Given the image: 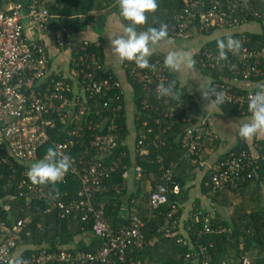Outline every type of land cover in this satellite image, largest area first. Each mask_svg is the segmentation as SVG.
Segmentation results:
<instances>
[{"label": "built area", "instance_id": "obj_1", "mask_svg": "<svg viewBox=\"0 0 264 264\" xmlns=\"http://www.w3.org/2000/svg\"><path fill=\"white\" fill-rule=\"evenodd\" d=\"M45 0H30L24 7L22 4H9L0 10V264H10V261L22 257L27 264H150L146 260L128 259V251L132 248L141 249L152 245L154 240L143 238L141 228L145 219L153 217L155 210L168 202V194L179 192V187L172 177L173 165L165 168L161 158L156 163L162 171L157 183L151 187L148 194L149 210L143 216L133 208H125L126 223L113 227L105 217L103 210L93 209L89 197L100 190L101 179L114 171L120 161L105 166L102 159L110 156L117 147L114 127H107L108 132L102 133L104 122L113 121L124 108L120 90L121 82H113L109 69L100 62L95 53L85 55L75 53L70 60V67L75 72L72 76L62 75L51 66V58L44 37L59 49L69 44L70 33L65 30L50 32L49 25L54 16L48 11ZM180 2V10L173 21L168 23L169 36L190 40L196 36L207 37L196 52L195 68L210 77L209 87L216 92H222L225 104L234 105L242 114H252L248 110L249 94L258 89V83H264V43L250 44L249 32L242 29L249 23H255L260 12L253 0H175ZM28 22L35 35L26 38L24 24ZM232 35L241 42L242 48L238 55L228 53V59L217 63V42L210 45L214 39H225ZM86 42L83 44V47ZM82 47V48H83ZM150 59L156 65V71L140 69L134 62L126 61L121 66L126 77L133 79L145 93H154L157 103L142 101L143 108L157 109L163 104L164 115L174 117L183 115V121L188 124L180 139L183 158L193 167H208V183L212 190L238 187L246 179L257 177L256 172L264 163V152L257 142L253 146L257 154L248 149L234 152L231 149L223 158L207 163L201 158V153L219 140L211 128L209 116L202 112L194 118L190 105L191 96L184 99L181 88L175 85L176 98H156V86L159 82L172 81L173 77L163 63V59ZM75 78L78 94L68 97L71 82ZM103 98L102 107L109 109L111 115L100 116L102 123L95 124L87 120L88 98ZM211 96V100L214 99ZM214 106H219L213 103ZM87 113V114H86ZM100 120V121H101ZM60 124V126H59ZM71 125V127H69ZM91 131L88 145L83 153L74 152L75 145L82 139L84 131ZM65 133L62 141H54L53 148L61 154L71 157L72 165L68 174H73L80 180L79 200L65 203L59 200L53 192L44 186L33 185L28 179V171L32 163L43 159L45 154L38 155L39 149L50 140V130ZM149 131V130H148ZM156 138V137H155ZM144 136H140L134 144L138 153L146 150ZM172 167V168H171ZM140 170V166L137 167ZM170 185H172L170 187ZM18 200L26 206H34L43 214L55 212L58 217H80L81 221H92V230L100 239V245L95 252L75 251L62 245L54 248L48 242L31 245L21 238L25 228L22 218H13L9 214L7 202ZM35 204V205H34ZM177 212L172 205L166 213L162 232L172 233L177 224L172 219ZM196 214L189 216L192 225L199 222ZM203 233L230 232L224 226H211L208 216L202 218ZM190 225V230L191 226ZM192 231V230H191ZM194 233V231H192ZM155 239V238H154ZM205 244H198L193 253L198 264H251L254 257L240 250L236 255H225L219 263H214L212 255Z\"/></svg>", "mask_w": 264, "mask_h": 264}, {"label": "trees", "instance_id": "obj_2", "mask_svg": "<svg viewBox=\"0 0 264 264\" xmlns=\"http://www.w3.org/2000/svg\"><path fill=\"white\" fill-rule=\"evenodd\" d=\"M100 2L103 3V7L112 5L120 13L118 0H50L49 2L45 0V6L54 16L49 25L50 32L55 30H65L69 33L78 31L92 18V16L87 15V13L92 10L93 5L95 3L101 5ZM253 2L260 12V17L256 19V22L261 25L262 31L260 30V33L250 32L248 34L251 45L255 42H259V44L264 43V28L262 26L264 20V0H253ZM18 3L26 7L30 3V0H0V10H3L9 4ZM157 3V11L155 13H148L147 23L143 26H137V31H147L149 27L158 28L161 23L168 24L173 21L178 10H180L181 3L178 1L157 0ZM79 15L82 18L81 20L77 19ZM124 22L126 27L129 26V21L124 19ZM218 40L219 39H214L210 42V45ZM87 52L95 53L100 58V62L103 63L104 57L101 42L98 44L86 42V45L77 53L78 55H85ZM150 58L155 59L163 57L154 54ZM124 62H120V66H123ZM108 71L112 76L113 82L117 81L120 83V80L114 75L113 71L111 69ZM171 76L173 80L176 81V84H178L176 76L174 74H171ZM126 80V83H128L132 89L135 105L133 122L136 135L134 136L133 143L135 144L140 136H144L145 138L144 147L146 148V153L136 154L134 156L135 164L139 165L143 171L153 173L157 183V179H159L162 173L160 165L156 163L157 157L161 158V163L165 168H169L171 163H176L175 167L178 168L183 162L190 166V163L183 158V149L180 144V139L188 122L182 120L184 118L182 114L174 117L164 115L162 108L166 106L163 104L157 109L155 106L147 109L143 108L142 101L145 96L147 100H150L153 104L157 103L155 94L145 93L141 85L128 76ZM68 81L71 82V90L67 93L68 97H72L76 93L79 97L81 94L79 95L77 89L72 90V81ZM119 87L120 90L123 89V85L120 84ZM188 96L192 97V95L184 93V99ZM121 100L124 102L123 96ZM102 103L103 98L92 97L86 100L89 111L88 114L86 113L87 120L92 119L95 124L102 123L100 116L95 115L94 112L96 111L99 112L101 116L107 114L111 115L109 109L102 107ZM219 107L225 113L243 115L234 105L225 104L219 105ZM190 112L192 118L196 117L200 112L197 108V104L194 102V98L190 105ZM192 121H194V118ZM112 126L114 127L112 132L116 135L117 147L110 156L104 157L102 161L105 166H111L112 163L114 164L118 162V160L120 163L114 171L102 177L100 184L101 189L92 193L89 200L93 209L103 210L105 217L109 219L108 221L112 226L118 227L126 223L125 208H123L124 204L128 205L126 208L133 207L136 210V194H126L127 187L124 184V178L126 176L124 171L131 162L129 144L127 141L129 128L126 121L125 108L119 112L118 117L113 118L112 122L109 120L104 122L101 132L107 133V127ZM69 127H71V125ZM50 132V140L39 149L38 155L45 154L49 147L53 148L52 143L54 141H62L66 137V134L61 133L58 129L50 130ZM85 132L86 133H83L82 137L84 143H82L81 138H79V142L74 147L75 154L83 153L85 147L88 145L91 131ZM256 142L261 145V151L264 152V139ZM241 149H247V146L239 142L231 150L238 152ZM225 155L226 153L220 156V158H223ZM177 168H173L172 179L175 184L182 187L183 181L180 180V177L176 173ZM256 175L257 177L253 176L252 178L246 179L238 187L230 188L227 186V188L215 191L212 190L211 184L208 183V175H206L203 183L207 184V191L211 190L216 194H219L225 189L236 191L254 181L258 184L264 179V163L261 162L260 169L257 170ZM171 186L172 185H170V187ZM44 187L48 190L50 189L59 200L65 203L81 199V196H78L80 180L73 174H68L63 182H59L56 185H46ZM206 189H204V191H206ZM57 191L59 193L58 195ZM177 194L169 193L168 202L156 209L153 217H149L148 219L143 217L145 221L144 226L141 228L143 238L146 240L153 239L154 242L152 245L145 246L141 249L132 248V245L128 251V259L146 260L150 264H198L199 260L195 259L196 257L194 255H190V252L193 253L200 243L206 246L211 245L208 249L214 263H219L225 255H236L242 250L254 257L251 264H264L263 210L253 209L247 213L246 216L244 215L245 217L241 216L240 218H238L239 215H236L237 217L233 219L230 224L224 221L220 222L213 220L210 222L211 226L215 227L221 225L230 229V232L203 233L200 236L198 232L202 228L203 219L200 218L201 214H199L200 219L199 222L195 224V227L192 225V222H186L187 225H192L191 230L194 231L190 236L191 244H182L181 242H176L177 236L165 235L161 230L164 225L166 213L170 211L172 205H176L177 207V212L173 214L172 219L175 220L176 223L179 219L181 209L179 207V196ZM124 197H126L125 203L123 201ZM7 205L10 211L7 215H11L13 218H22L24 220L25 228L21 236L24 242H29L31 245L48 242L52 248L56 245H62L69 249L73 248L75 251L91 252H95L100 245V239L92 230V221L84 222L80 220L79 216L73 217L71 215L60 218L55 212L43 214L42 211H40L41 208L36 209L33 205L27 208L18 200H9ZM145 210L146 212L144 214L148 212L149 205ZM138 214L143 216V213L138 212ZM203 214L204 212L202 216ZM0 216L5 218L6 214L0 211Z\"/></svg>", "mask_w": 264, "mask_h": 264}, {"label": "crops", "instance_id": "obj_3", "mask_svg": "<svg viewBox=\"0 0 264 264\" xmlns=\"http://www.w3.org/2000/svg\"><path fill=\"white\" fill-rule=\"evenodd\" d=\"M50 0H47L49 2ZM175 1V0H169ZM101 3V2H100ZM95 3L92 10H90L87 15L92 16L86 24L79 29L70 33L69 44L64 48H57L51 41L49 36L44 37V42L47 45L49 51V56L51 58V66L53 70L59 71L62 75L72 76L75 72L72 71L70 67V60L75 53H77L85 42L99 43L102 44V53L104 57L103 64L111 69L114 75L120 80L121 85H123L124 91V108L126 110V121L129 128V136L127 138L129 144V151L131 156V162L125 169L124 184L127 187L126 194L134 193L136 194L135 207L140 213H145L148 208V194L156 183V177L153 173H148L137 169L139 165L135 164L134 156L136 154H145L146 150H141L138 153L134 148V136L136 135V130L134 127V113L135 105L134 98L133 104L127 105L125 98V89L128 87L130 92H133L130 85L126 80L124 71L120 66V59L117 54L111 48L109 37L120 36L124 34V29L126 27L124 18L120 15L119 11L116 10L112 5L109 7H103ZM81 20V16L77 17ZM253 25H257L254 29ZM264 28V20L262 23ZM243 30L251 33H260L262 27L258 22L249 23L242 27ZM138 33L141 31H137ZM24 33L26 38H33L35 35L32 32V28L28 22L24 24ZM207 37L196 36L190 40H183L180 38H173L168 36L166 40L161 41L156 48H153V55L162 56L164 60L165 56L170 51L184 52L192 56L198 47L204 43ZM172 40L179 41L178 46L172 42ZM171 41V42H169ZM181 46V48H179ZM55 58L58 59L55 62ZM178 80V86L185 93L192 95L194 102L197 104V108L200 112L207 114L210 119L211 128L218 135L219 140L214 144L207 147L202 153L201 158L207 163H212L224 155L227 151L232 149L239 142L245 144L249 152L253 155L257 154L253 144L258 140L264 139V134H261L257 138L251 140H244L239 136V128L247 122H250L251 115L243 114H229L222 111L219 106H214L211 102V97L205 100L202 97V90L209 88L210 77L204 73L194 68V70H188L186 68H181L177 72H173ZM77 89V84L75 78L72 80V90ZM210 103L209 105H207ZM207 105V107H205ZM172 164V163H171ZM173 165V168L175 167ZM209 165L204 167H193L189 166L187 163H182L180 167L176 169V173L183 181L182 187H179V207L181 209L180 216L177 224L172 229L170 236H177L176 242H181L182 244H191L190 236L192 231L190 230L189 224L186 222L192 214H196L200 218L208 216L211 221H224L228 224L232 223V220L239 215L238 218L245 217L253 209H259L264 211V179H262L258 184L251 182L245 187L240 189L230 190L225 189L219 194L213 193L208 190L207 184L203 183L207 175ZM158 180V179H157ZM207 188V189H206ZM206 189V191H204ZM175 194V193H174ZM126 197L123 198L125 203ZM128 207L124 204L123 208ZM204 212L203 216L202 213ZM245 215V216H244ZM168 235V236H169ZM87 240V238H86ZM194 255V254H192ZM251 256V255H250ZM196 259V258H195Z\"/></svg>", "mask_w": 264, "mask_h": 264}, {"label": "clouds", "instance_id": "obj_4", "mask_svg": "<svg viewBox=\"0 0 264 264\" xmlns=\"http://www.w3.org/2000/svg\"><path fill=\"white\" fill-rule=\"evenodd\" d=\"M118 5L120 15L129 21L130 24L125 27L123 35L109 37L112 50L118 55L121 63L126 60L134 62L140 69L156 71V65L150 63L149 58L153 55L154 46L168 38L169 26L166 23H161L158 28L149 27L147 31L139 33L136 27L145 25L148 20L147 14L157 11V0H118ZM241 48V42L234 39L232 35H228L226 40L219 39L217 41V63L226 61L228 53L238 55ZM163 63L170 72H177L182 67L194 70L196 61L187 53L170 51L165 56ZM175 85V80L169 81L167 84L165 82L157 83L156 98H176ZM256 88L258 90L249 94L248 97V110L252 114L251 120L239 128V136L246 141L264 134V83H258ZM201 90L203 99L207 100L211 96L215 97L210 103L218 105L225 103V97L222 92H216L211 87ZM71 165L72 160L69 155L61 154L56 149L49 147L43 159L31 164L28 171V179L33 185H56L63 180ZM10 264H27V261L22 257H18L10 261Z\"/></svg>", "mask_w": 264, "mask_h": 264}, {"label": "rangeland", "instance_id": "obj_5", "mask_svg": "<svg viewBox=\"0 0 264 264\" xmlns=\"http://www.w3.org/2000/svg\"><path fill=\"white\" fill-rule=\"evenodd\" d=\"M251 27H253L254 29H259V28H257V25H253ZM172 42L175 43L177 46L179 44V41H177V40H172ZM154 48H156V46H154ZM179 48H181V46ZM57 61H58V59L55 58V62H57ZM125 98H126L127 105L133 104V96H132V93L130 92V90L128 89V87H126V89H125Z\"/></svg>", "mask_w": 264, "mask_h": 264}]
</instances>
